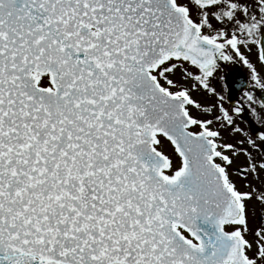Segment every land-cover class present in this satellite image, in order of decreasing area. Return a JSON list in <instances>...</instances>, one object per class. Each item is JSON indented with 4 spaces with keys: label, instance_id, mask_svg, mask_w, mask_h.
Masks as SVG:
<instances>
[{
    "label": "snow or ice",
    "instance_id": "snow-or-ice-1",
    "mask_svg": "<svg viewBox=\"0 0 264 264\" xmlns=\"http://www.w3.org/2000/svg\"><path fill=\"white\" fill-rule=\"evenodd\" d=\"M0 264H264V0H0Z\"/></svg>",
    "mask_w": 264,
    "mask_h": 264
},
{
    "label": "flooded vegetation",
    "instance_id": "flooded-vegetation-1",
    "mask_svg": "<svg viewBox=\"0 0 264 264\" xmlns=\"http://www.w3.org/2000/svg\"><path fill=\"white\" fill-rule=\"evenodd\" d=\"M254 59V57H252ZM222 75L225 79L221 80L219 77L213 81L214 85L219 91H222L225 95L224 106L230 107L239 103L247 104L246 98L244 97L245 90L255 91L259 95V90H253L250 88V81L248 78V70L242 65H235L225 68L222 71ZM214 99V98H213ZM251 116L246 119L238 120V125L245 129H249L248 121L251 120ZM254 128L260 129L259 125H253ZM242 138L237 135L228 136V142H233L235 139Z\"/></svg>",
    "mask_w": 264,
    "mask_h": 264
},
{
    "label": "rangeland",
    "instance_id": "rangeland-1",
    "mask_svg": "<svg viewBox=\"0 0 264 264\" xmlns=\"http://www.w3.org/2000/svg\"><path fill=\"white\" fill-rule=\"evenodd\" d=\"M197 97L201 100H205L207 99L206 97L203 96V94H197ZM209 103H211V100H208ZM235 165H239L240 167H243L244 166V158L243 157H239L235 160ZM235 179L237 180V183L240 184L241 183V180L239 177H235Z\"/></svg>",
    "mask_w": 264,
    "mask_h": 264
}]
</instances>
